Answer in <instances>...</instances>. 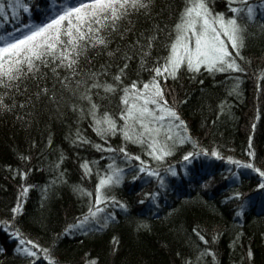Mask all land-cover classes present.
I'll return each instance as SVG.
<instances>
[{"label":"trees","instance_id":"trees-1","mask_svg":"<svg viewBox=\"0 0 264 264\" xmlns=\"http://www.w3.org/2000/svg\"><path fill=\"white\" fill-rule=\"evenodd\" d=\"M54 1L0 12L38 24L0 49V264H264V19L233 69L168 66L193 11L264 0Z\"/></svg>","mask_w":264,"mask_h":264},{"label":"rangeland","instance_id":"rangeland-1","mask_svg":"<svg viewBox=\"0 0 264 264\" xmlns=\"http://www.w3.org/2000/svg\"><path fill=\"white\" fill-rule=\"evenodd\" d=\"M45 2L48 4L47 21L55 18L61 13V8L56 5L54 0H45ZM3 5L4 0L0 2V12L5 18L2 24H6L7 19ZM12 7V13H18L19 8L22 7L21 11L25 16L28 17L30 14L27 5H20L19 7L18 3L15 2L12 3ZM192 14V19L187 25L191 29V32L186 34L183 33L172 47L168 62L171 71L180 64H187L192 69L200 66H204L208 69L217 66L230 67L231 69L235 68L232 63L224 61V59H226L228 43L233 44L236 40L235 35L238 28L235 24L244 27L252 25V22L262 21L264 19V4L249 5L244 9H237L229 21H224L221 18L209 19L201 10L193 11ZM36 27H38V24L29 20L28 23L16 25L11 31L0 32V49L4 50L15 45L21 39L31 35ZM152 109L155 110L152 112L153 115L156 112H158L160 116L161 114L166 115V110L158 105L153 106ZM107 181L108 178L103 181L102 184H105ZM97 212L98 211H93L91 216H95ZM86 219L87 218L75 223H67L64 227V232L75 228L76 224H82Z\"/></svg>","mask_w":264,"mask_h":264},{"label":"bare ground","instance_id":"bare-ground-1","mask_svg":"<svg viewBox=\"0 0 264 264\" xmlns=\"http://www.w3.org/2000/svg\"><path fill=\"white\" fill-rule=\"evenodd\" d=\"M257 5H259V4H257ZM259 23H260L259 21L252 22V26H254V25H259ZM249 26H251V25H249ZM217 67H219V66H217ZM95 211H98V210L95 209ZM84 219H85V218H83V220H84ZM87 219H88V218H87ZM87 219L84 221V223L88 221ZM83 220H82V221H83ZM82 224H83V223H82ZM82 224H76V227H75V228H77L78 226H80V225H82Z\"/></svg>","mask_w":264,"mask_h":264}]
</instances>
